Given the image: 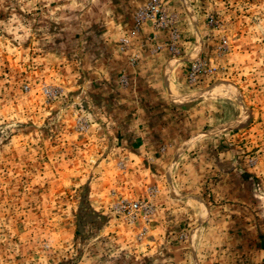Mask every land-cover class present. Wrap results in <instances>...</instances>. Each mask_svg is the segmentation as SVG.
Here are the masks:
<instances>
[{"label":"rangeland","instance_id":"obj_1","mask_svg":"<svg viewBox=\"0 0 264 264\" xmlns=\"http://www.w3.org/2000/svg\"><path fill=\"white\" fill-rule=\"evenodd\" d=\"M184 2L197 34H212L202 60L214 72L199 84H171V94H210L180 104L200 103L210 129L183 148L231 149L264 248V0ZM126 4L0 0V264H158L163 254L164 245L149 253L155 194L141 180L150 170L125 162L116 116L97 119L82 88L86 34H99ZM122 201L148 202L149 211L129 217Z\"/></svg>","mask_w":264,"mask_h":264},{"label":"crops","instance_id":"obj_2","mask_svg":"<svg viewBox=\"0 0 264 264\" xmlns=\"http://www.w3.org/2000/svg\"><path fill=\"white\" fill-rule=\"evenodd\" d=\"M150 1L126 0L127 6L115 9L99 34H86L82 45L91 60L82 88L99 108L97 119L115 115L125 162L140 172L150 170L141 180L153 185L155 194L149 253L164 245L158 264H264L262 228L251 220L255 208L228 158L231 149L222 153L220 143L195 141L183 148L210 129L203 126L200 103L180 105L186 102L170 87L186 83V67L210 52L212 34H197L184 0H160L172 27L159 32L151 22L137 27V12ZM192 199L203 205L204 218Z\"/></svg>","mask_w":264,"mask_h":264},{"label":"built area","instance_id":"obj_3","mask_svg":"<svg viewBox=\"0 0 264 264\" xmlns=\"http://www.w3.org/2000/svg\"><path fill=\"white\" fill-rule=\"evenodd\" d=\"M137 21L139 24L136 25L137 27L143 23L151 22L156 32H159V30L161 31L168 26L172 27L173 25V18L171 14H169V11L165 6H163L160 0H152L139 8L137 12ZM156 36L157 35L154 34L153 37L156 38ZM221 48L222 46H219V49ZM171 49L174 50V46H171ZM208 65L207 59L192 61L186 73L187 81L190 84H199L208 80L214 72L213 68ZM120 208L127 216L132 218H136L140 214L144 212L148 213L149 211L148 202L142 201H122Z\"/></svg>","mask_w":264,"mask_h":264},{"label":"bare ground","instance_id":"obj_4","mask_svg":"<svg viewBox=\"0 0 264 264\" xmlns=\"http://www.w3.org/2000/svg\"><path fill=\"white\" fill-rule=\"evenodd\" d=\"M173 92V91H172ZM177 99H179L181 102H192V101H197L198 99H200L201 97H206V96H210V94H204V95H182L181 93H176V92H173L172 93ZM219 94H224V93H219ZM219 94H216V95H219ZM214 95V96H216ZM213 96V95H212ZM201 205V204H200ZM202 207V215L201 217L205 216V209L203 207V205H201ZM197 236V232L194 234V238Z\"/></svg>","mask_w":264,"mask_h":264}]
</instances>
